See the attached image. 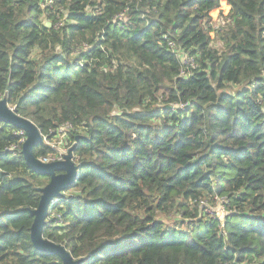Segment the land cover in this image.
Segmentation results:
<instances>
[{
	"label": "trees",
	"instance_id": "obj_1",
	"mask_svg": "<svg viewBox=\"0 0 264 264\" xmlns=\"http://www.w3.org/2000/svg\"><path fill=\"white\" fill-rule=\"evenodd\" d=\"M0 97L83 136L44 226L83 264H264V0H0ZM23 137L0 120V264H62Z\"/></svg>",
	"mask_w": 264,
	"mask_h": 264
},
{
	"label": "water",
	"instance_id": "obj_2",
	"mask_svg": "<svg viewBox=\"0 0 264 264\" xmlns=\"http://www.w3.org/2000/svg\"><path fill=\"white\" fill-rule=\"evenodd\" d=\"M47 25H51L50 22ZM0 120L23 130L26 137L21 153L26 164L32 170L50 176L48 184L39 188L42 194L38 207L30 211L34 216L30 235L35 248L57 254L62 259V264H83L87 257L76 259L65 246L44 237V226L47 223L52 201L62 194V190L71 187L78 177L80 167L74 161L75 145L70 147L64 159L44 162L34 153V147L43 142L40 128L33 120L21 116L10 107L5 97L0 102ZM81 137L83 136H77V140Z\"/></svg>",
	"mask_w": 264,
	"mask_h": 264
},
{
	"label": "built area",
	"instance_id": "obj_3",
	"mask_svg": "<svg viewBox=\"0 0 264 264\" xmlns=\"http://www.w3.org/2000/svg\"><path fill=\"white\" fill-rule=\"evenodd\" d=\"M170 45L172 48H175L174 43H170ZM184 61L191 62V64L195 66V63L194 62L192 63V60L189 58L185 57ZM72 130H74V125L72 124V122H66L55 128H51L49 130V133L43 135V144H45L46 146H49L51 149V152L39 157V159L44 162L64 159V156L68 153L70 147H72L73 145H76L78 142L77 138L75 142L72 141L71 139ZM25 137L26 136L24 134V137L22 139L21 149H22V145L25 140ZM15 148L17 147L13 146L11 149L15 150Z\"/></svg>",
	"mask_w": 264,
	"mask_h": 264
},
{
	"label": "rangeland",
	"instance_id": "obj_4",
	"mask_svg": "<svg viewBox=\"0 0 264 264\" xmlns=\"http://www.w3.org/2000/svg\"><path fill=\"white\" fill-rule=\"evenodd\" d=\"M226 9H227V5H223L222 7L217 9V12L215 11L216 14H214V16L217 17L222 11L227 12L228 10H226ZM211 35H212V37H214L215 32H212ZM183 59H185V57H183ZM1 101H3V98L0 97V102ZM79 171H81V170H79ZM208 205H209L208 210L215 211L219 216L223 217V215L225 214L224 206H223L221 200L218 201L217 205H213L210 202Z\"/></svg>",
	"mask_w": 264,
	"mask_h": 264
},
{
	"label": "clouds",
	"instance_id": "obj_5",
	"mask_svg": "<svg viewBox=\"0 0 264 264\" xmlns=\"http://www.w3.org/2000/svg\"><path fill=\"white\" fill-rule=\"evenodd\" d=\"M10 107H11V106H10ZM13 109H14V108H13ZM41 133H42V132H41ZM42 135H43V134H42ZM77 141H78V140H77ZM77 143H78V142H77ZM41 144H43V142H42ZM41 144H40V145H41ZM75 146H76V145H75ZM74 161H75V159H74ZM75 163H76V161H75ZM78 174H79V173H78ZM78 174H77V175H78Z\"/></svg>",
	"mask_w": 264,
	"mask_h": 264
}]
</instances>
